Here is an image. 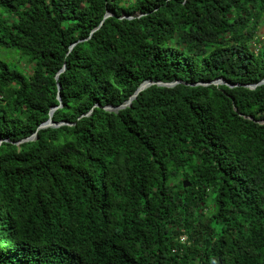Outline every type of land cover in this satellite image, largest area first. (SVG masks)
Segmentation results:
<instances>
[{
	"label": "trees",
	"instance_id": "obj_1",
	"mask_svg": "<svg viewBox=\"0 0 264 264\" xmlns=\"http://www.w3.org/2000/svg\"><path fill=\"white\" fill-rule=\"evenodd\" d=\"M263 19L0 0V264H264Z\"/></svg>",
	"mask_w": 264,
	"mask_h": 264
},
{
	"label": "water",
	"instance_id": "obj_2",
	"mask_svg": "<svg viewBox=\"0 0 264 264\" xmlns=\"http://www.w3.org/2000/svg\"><path fill=\"white\" fill-rule=\"evenodd\" d=\"M108 15H109V13H107V14L105 15V17L108 16ZM153 83H154V82L151 81V80L144 81L143 83H141V84L138 86V88H137V89L134 91V93L130 96V98L128 99V101H126L124 104H122V105H120V106H117V107L107 106V107H105V108L108 109V110H117L118 108L125 107V106L129 105L130 102H131V100L134 99V98L136 97V95H137L140 91H142L143 89H145V88L148 87L149 85H152ZM174 83H175V82H171V83L158 82V85L172 86ZM211 83L218 84V83H226V82H225L224 79H222V78H218V79H216L215 81H213V82H211ZM262 83H264V78H263L259 83H257V84H262ZM202 84H205V85H206V84H209V83H202ZM257 84H249V85H247V86H249L250 88H253V87H255ZM59 89H60V85H58V91H59ZM58 98L60 99V95H59V93H58ZM59 106H60V105H59ZM59 106H57V107H59ZM57 107L54 106V107H52V108L50 109L49 116L52 115V112H53L54 109H56ZM61 124H63V122L56 123V122H54L51 118H49L47 121L41 123V124L37 127V129L42 128V127H47V126H58V125H61ZM35 136H36V133H34V134H33L32 136H30L29 138H30V139H33V138H35ZM0 141H1V139H0ZM182 184H183V187H187V186L190 185V182H189L187 179H184V180L182 181Z\"/></svg>",
	"mask_w": 264,
	"mask_h": 264
},
{
	"label": "rangeland",
	"instance_id": "obj_3",
	"mask_svg": "<svg viewBox=\"0 0 264 264\" xmlns=\"http://www.w3.org/2000/svg\"><path fill=\"white\" fill-rule=\"evenodd\" d=\"M259 32L264 33V19H263V21H262V25H261V28H260ZM6 53H9V54H10V58H11L13 61H15V63H16L18 66H20V67H23V66H24L25 62H24L23 60L21 61V60L19 59V55L15 54V53L12 52V51H9V52L2 51V54H6ZM24 67H25V66H24ZM25 69H26V71H27V70L29 71L28 68L25 67Z\"/></svg>",
	"mask_w": 264,
	"mask_h": 264
}]
</instances>
